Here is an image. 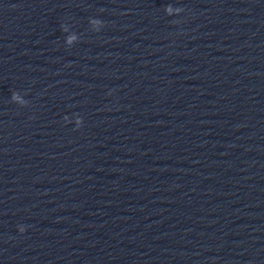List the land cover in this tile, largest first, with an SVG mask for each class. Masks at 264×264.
<instances>
[{
  "label": "water",
  "instance_id": "1",
  "mask_svg": "<svg viewBox=\"0 0 264 264\" xmlns=\"http://www.w3.org/2000/svg\"><path fill=\"white\" fill-rule=\"evenodd\" d=\"M0 264H264V0H0Z\"/></svg>",
  "mask_w": 264,
  "mask_h": 264
}]
</instances>
